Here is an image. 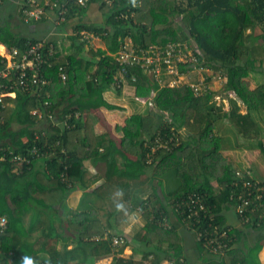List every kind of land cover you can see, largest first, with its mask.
Segmentation results:
<instances>
[{"label":"trees","instance_id":"trees-1","mask_svg":"<svg viewBox=\"0 0 264 264\" xmlns=\"http://www.w3.org/2000/svg\"><path fill=\"white\" fill-rule=\"evenodd\" d=\"M36 1L42 4L44 0ZM54 1L49 0V4ZM58 1L66 9L58 25H69L73 32L70 51L66 53L60 41L50 38L48 42L53 44L55 55L39 64L38 69L51 82L32 91L14 89L15 96L0 98V215L6 218V227L0 233V264H22L24 257H30L33 264H94L109 257V264H158L165 258L176 264H190L184 237L177 232L175 223L192 234L198 254L207 255L196 241V233L188 229L178 204L188 194L197 193L219 226L223 225L218 215L221 209L226 205L235 207L231 195L240 190L242 181L236 177V171L245 175V170H232L219 152V124L226 122L241 137L254 140L264 155V135L252 113L264 111V80L256 74L264 75V0H87L85 6L76 0ZM92 4L101 22L84 19ZM44 8L40 19L32 21L41 20L48 11L58 18L59 8ZM19 15L22 22H29L22 16V5ZM82 30L100 38L105 48L85 49V41L80 40ZM127 37L134 48L193 41L200 51L195 66L210 71L206 81L216 73L224 78L222 92L229 101V111L213 100L211 90L195 96L185 84L159 87L140 66L118 62L114 53ZM37 40L14 32L7 22H0V44L8 52L14 48L21 56L29 43ZM2 60L5 58L0 55V69ZM92 63L94 68L90 71ZM59 68L64 71L65 82L59 80ZM188 68L179 67L180 71ZM115 75L122 76L119 85ZM13 77L11 74L0 81L8 87ZM124 84L132 85L135 94L142 97L155 90L151 99L161 119L155 125L151 113L132 114L126 119L117 145L107 134L94 135L93 126L98 121L99 109L118 108L105 101L103 92L113 87L119 93ZM12 89L1 87L0 92ZM236 98L246 107L244 113ZM33 109L54 112L57 119L74 110L81 115L78 119L69 118L70 127L66 128L42 121L31 113ZM179 129L187 134L182 135ZM157 134L164 139L176 135L179 143L172 141L170 149L151 151ZM142 135L146 137L142 139ZM135 141L140 157L130 158L125 147ZM33 146L37 154H32ZM116 154L122 156L121 168L115 165ZM14 155L28 161L13 160ZM93 156L106 161L107 171L118 176L137 178L148 167L152 177H161L170 169L178 176L179 184L166 193L164 200L157 201V207L152 206V196L140 202L144 223L136 237L144 263L133 259L132 254L123 257L124 246L113 252L111 237L120 233L111 230L112 224L105 227L95 214L73 210L66 204L68 194L83 179V161ZM39 159L43 163L37 167ZM64 166L65 177L61 175ZM110 174L92 189L97 199L104 201L106 195L113 193L107 181ZM161 180H157V185ZM260 185L262 198L250 212L252 222L247 223L253 228L264 226V217L258 219L264 214V181ZM170 215L176 222L170 220ZM162 217H166L169 226L162 225ZM261 238L263 234L258 241ZM260 247L257 242L249 254L245 253L244 262L238 256L233 260L235 255L227 253L232 251L230 248L223 264H258L256 253ZM208 262L214 264L213 260L203 263Z\"/></svg>","mask_w":264,"mask_h":264},{"label":"crops","instance_id":"crops-1","mask_svg":"<svg viewBox=\"0 0 264 264\" xmlns=\"http://www.w3.org/2000/svg\"><path fill=\"white\" fill-rule=\"evenodd\" d=\"M24 0H4L3 3H0V22H7L10 24V27L12 30L16 33H20L23 35H27L29 37L41 39L44 37H51L54 40L60 41L62 48H64V51L67 53L70 51V44L71 39L70 36L73 33L69 25H56L53 22L54 14L52 11H48L46 16H44L39 21H29V22H22L19 15V9L22 5ZM2 2V1H1ZM85 18L87 20H94V21H100L101 22V16L96 11V7L92 4L88 8V11L84 14ZM83 19V20H84ZM76 21V20H75ZM49 35V36H48ZM95 41H101L102 45H97V48L104 49L105 45L100 38H96ZM94 40V39H93ZM93 43L91 42L88 45H85V49L87 48H93ZM100 46V47H98ZM5 46L3 44H0V55L4 52ZM96 49V48H93ZM94 68V64L92 63L90 65L89 70L92 71ZM195 72V73H192ZM190 72L189 81L190 82H196L198 76L200 73L196 71ZM206 75L210 74V71L207 70L205 73H201ZM215 76H210V79L207 81L209 84L208 91H213V100L222 106V109L225 111H229L230 105L227 97L224 94H221V92H217V88H214L215 84L217 83L216 80H213ZM191 79V80H190ZM255 83L252 82L251 86H254ZM112 92L114 95L118 96L121 101L123 99H126L127 97H133L135 99H138L141 104L145 105L146 107L142 109V112L138 114H142L141 116H146L145 114L151 113L153 118V123L155 125L158 124L161 117L155 113L154 109V102H153V96L155 95V90H152V94L147 97L137 96L135 94V88L132 85L124 84L121 91L118 93L117 90H115L113 87ZM203 92V93H205ZM193 93V92H192ZM202 93V94H203ZM223 93V92H222ZM200 94V95H202ZM103 98L108 103H111L112 105L118 106L119 103L117 100L111 101L108 99L105 95V92H103ZM198 96V95H197ZM233 98H235V95H231ZM141 99V100H140ZM237 102L241 106V112L244 113L246 111V107L240 102L238 98ZM147 100V101H146ZM147 104H146V103ZM118 109V108H116ZM116 109L107 110L106 108H101L97 112L99 114L98 121L93 126V133L96 136H99L101 134H107L117 145L120 142L121 137L123 136L122 128L125 125L126 119L129 118L132 114L127 109L121 110L118 109L121 113L117 114ZM109 111V112H107ZM111 111V112H110ZM109 113V115H104L105 113ZM84 118V115H82ZM179 132L182 135H186L184 129H179ZM143 137H146L142 135ZM134 144L129 145L126 144L125 149H127V152L125 153L130 158H138L140 157V152L135 151L137 148V141L133 142ZM248 150H244L243 153L233 150V149H226L223 150L220 147V153L221 155L230 163L232 170L240 169L242 171H250L252 177L253 173L251 170V167H249L248 162L251 163L255 155L249 154V152H246ZM252 152V151H250ZM256 150H253V154H255ZM132 153V154H130ZM150 158V157H148ZM115 159V165L117 168L122 167V156L116 154L114 156ZM248 161V162H247ZM237 162H243L247 166L243 168H239L236 163ZM43 163V159H39L37 163V167L41 166ZM85 166V173L83 175V179L81 180V183L78 185L77 188L73 189L66 198V204L69 208L73 210H85L86 212H91L95 214L101 222L104 224L105 227L106 224H112L114 227L111 228V230L114 229V232L120 233L125 235L129 239V244H127L126 248L123 249L121 252L122 255H126V253L132 252V258L137 261H142L143 263L145 260H142V248L137 240V233L139 232L140 228L142 227L144 223V219L141 216V213L139 212V205L140 202L143 199L150 198V196L153 197L152 206L157 207V201L164 200L166 193L170 190L166 187V178L167 173H164L161 177H152L151 176V169L148 167L146 168V172L142 175L136 177L127 178L125 176H118L115 174V172H108V164L106 161L99 160L97 156H93L90 158H87L83 161ZM111 173V174H110ZM106 174L108 178V183L113 188V193L110 195H106V198H103L104 201L97 199L96 195L92 193V189L99 185L101 182L105 180ZM259 176L255 179H258L260 181H264V176L261 174H258ZM162 179L161 182H165V186L157 185V180ZM162 182V183H163ZM179 184H176V186ZM175 186V187H176ZM175 187H172L171 189H174ZM152 194V195H151ZM107 201V202H105ZM117 205H122V207H117ZM167 208V205H166ZM109 210H114V212L109 213ZM168 210V208H167ZM222 211L218 213L219 219L223 220V225L230 226L234 228L235 234H236V240L234 244L232 245L231 252H227L229 256H233V260H235L236 256L239 257V261L244 262V254H249L250 250L253 248V246L258 242L261 244L260 249L256 253V258L258 261V264H264V238H261L258 241V237H260L262 234L264 235V226L260 228H253L249 225H240L237 217L234 213V208L230 205H226L225 208L221 209ZM109 216V218H107ZM170 220L174 223L176 222L173 220V217L170 215ZM177 232H179L184 237V241L186 243L185 245V254L186 258L188 259L190 264H201L204 261L207 260H213L214 264H222L226 260V254L220 257H213V256H207L205 254H198L196 242L194 238L192 237V234L189 233L182 224L175 223ZM239 231V233H237ZM68 247L72 245V240L69 236L68 238ZM230 249V250H231Z\"/></svg>","mask_w":264,"mask_h":264},{"label":"built area","instance_id":"built-area-1","mask_svg":"<svg viewBox=\"0 0 264 264\" xmlns=\"http://www.w3.org/2000/svg\"><path fill=\"white\" fill-rule=\"evenodd\" d=\"M1 1L2 0H0V2ZM76 2L85 6L87 0H76ZM45 6L49 9H53L54 7L59 8L57 14L58 18H54L55 21L53 20L55 26L58 25L60 21L63 20V14L66 10L63 7V3H60L58 0H55L51 5L49 4V0H44L42 4H38L36 0H26L22 3V16L24 20L32 21L40 19L45 13ZM80 33V40H84L86 45L97 38V36L85 30H82ZM50 38L44 37L35 42H30L27 50L24 54H21V56L18 55L17 49L12 48L9 52L3 49L4 52L1 55L5 60H2L3 68L0 69V79L6 78L11 74H13L14 77L12 80L13 83L8 87L0 81V88L2 87L3 90L4 88H13L11 91L7 90L6 92L1 90L0 98L6 95L15 96L14 89L32 91L51 82V79L45 78L38 69L39 64H42L43 61L55 55L53 44L48 42ZM46 43L48 45H45ZM197 54H200V51L194 45L193 41L189 43L170 41L164 44H152L146 48H134L129 37H127L120 45L118 51L114 53V57L120 63L136 64L140 66L145 70L149 79L159 87H175L185 84L191 89L193 94L197 96L210 88L205 75L201 74L207 72L208 69L195 66ZM181 65H186V67L189 68L186 71H180L179 67ZM192 71L200 73L196 82L189 81L188 75ZM181 76L183 77L181 78ZM58 77L61 82H65V75L62 68H59ZM120 77L122 76L115 75L114 77L117 85H119L118 81ZM185 77H187V81H183ZM87 78H89V76ZM132 79L134 80V77H132ZM45 103L47 104L48 101L46 100ZM31 113L37 115L42 121H49L54 125L66 128L70 127L69 118L74 117L78 119L81 115L80 111L74 110L65 113L66 116L63 119H57L53 116L55 115L54 112L42 113L37 109H33ZM172 141H175V144L179 143V139L176 135L164 139L160 134H157L154 138V145L151 147V151L157 148L170 149ZM35 150L33 146L31 149L32 154H37ZM12 159L17 161H28L26 157L22 158L18 155H14ZM65 169L66 166H64V171L61 174L63 177H65L66 174ZM236 177L242 179V181L240 190L231 195V197L235 199V207H233L234 213L240 225H247V223L252 222L250 212L256 209L257 202L262 198L263 186L260 185V180L252 177L248 170L245 171V175L243 172L236 171ZM232 185L236 186L237 183L233 182ZM178 208L183 214V220L187 221L188 229L196 233V241L200 242L207 255L220 257L232 247L236 240L234 228L227 225L219 226L214 223L213 214L210 213L206 204L197 193L188 194L186 198L178 204ZM262 217H264V214L260 215L258 219ZM161 223L166 227L170 225L166 217H162ZM5 227L6 218L0 215V233ZM107 235L108 232L105 234V237H107ZM127 244H129V239L123 234H117L111 237L113 252H118L122 246L126 248ZM131 254L132 252L121 255L128 258ZM181 260L182 259H180V261ZM110 262L109 257L100 259L94 264H109ZM158 264L176 263L172 259L165 258ZM202 264L213 263L208 262Z\"/></svg>","mask_w":264,"mask_h":264},{"label":"rangeland","instance_id":"rangeland-1","mask_svg":"<svg viewBox=\"0 0 264 264\" xmlns=\"http://www.w3.org/2000/svg\"><path fill=\"white\" fill-rule=\"evenodd\" d=\"M97 39L92 40L93 48H97V45H102L101 41H95ZM100 47V46H98ZM195 73V72H192ZM217 76H215V78L213 80H216V84L214 86V88H217V92H221L223 91V86H224V78L219 74L216 73ZM258 74V76L260 77V79H262V81L264 80V75H261L260 73H256ZM183 76H181L182 78ZM191 80V79H190ZM183 81H187V77L184 78ZM105 95L108 99H110L111 101L113 100H117L119 103L118 105V109L121 110H128L132 113H140L142 112V109H144L146 106L141 104L140 101L138 99H135L133 97H127L126 99H123V101H121V99L114 95L112 92V88H108L105 91ZM116 109L118 112L117 114H120L121 112ZM109 112V111H107ZM105 113L104 115H109V113ZM111 112V111H110ZM253 116L254 118H256V120L259 122L261 130L263 132L264 135V111H253ZM219 124V121H218ZM217 124V125H218ZM219 136L220 138L219 140V144L220 147L223 150L226 149H233L236 151H239L241 153H243L244 150H248L246 152H249V154L252 153V155H255V157L253 158V160L251 161V163H249L248 161V165L249 167H251L252 173L254 177H258V174H261V176H264V155L262 152H260V150L255 146V141L252 139H248V138H243L241 137L239 134L236 133V131L233 129V127L225 122V125L219 124ZM256 150L255 154H253V150ZM252 151V152H250ZM236 165L239 168H243L245 166H247L245 163L243 162H237ZM240 170V169H237ZM169 173H167V178H166V187L168 189H171L172 187H175L176 184L178 183L179 179L178 176H176L174 174V172L170 169V171H168ZM251 173V172H250ZM252 176V175H251ZM163 182V181H162ZM160 182L161 186H165V182Z\"/></svg>","mask_w":264,"mask_h":264},{"label":"clouds","instance_id":"clouds-1","mask_svg":"<svg viewBox=\"0 0 264 264\" xmlns=\"http://www.w3.org/2000/svg\"><path fill=\"white\" fill-rule=\"evenodd\" d=\"M117 207H122V205H117ZM22 264H33V260L30 257H24Z\"/></svg>","mask_w":264,"mask_h":264}]
</instances>
